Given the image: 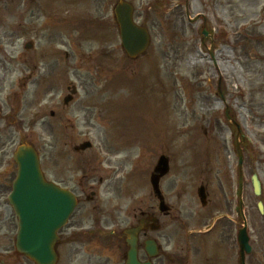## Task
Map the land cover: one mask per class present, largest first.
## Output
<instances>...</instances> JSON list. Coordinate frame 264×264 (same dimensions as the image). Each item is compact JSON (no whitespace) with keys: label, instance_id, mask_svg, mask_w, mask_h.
Here are the masks:
<instances>
[{"label":"rangeland","instance_id":"374dc122","mask_svg":"<svg viewBox=\"0 0 264 264\" xmlns=\"http://www.w3.org/2000/svg\"><path fill=\"white\" fill-rule=\"evenodd\" d=\"M116 1L72 0L69 6L61 4L60 19L71 22L62 20L58 31L43 27L53 15L52 9L40 8L39 21L28 25L36 28L32 31L35 37L25 32L16 3L7 1L5 8H0V31L7 33L9 44L4 54L11 60L0 81V96L3 93L6 108L13 109L18 103L22 108L28 107L22 110L25 121L35 119V124L27 130V139L43 155L48 176L54 177L56 170L66 168L70 173L65 186L73 188L83 182L86 189L96 190V199L79 203L78 212L93 205L108 211L115 207L123 210L134 205L137 196L143 198V204L149 201V174L155 158L165 152L172 160L173 178L186 185L187 203L195 204L188 188L203 182L209 184L213 207L225 204V197L230 200L236 185L233 175L237 157L227 149L233 129L225 120L223 104L212 100L211 95L219 98L218 81L223 92L228 84L234 97L239 89L246 97L245 103L236 101L238 107L232 111L242 122L251 127L250 123L264 117V96L258 91L261 88H256L263 82L253 81L252 70L253 43L256 38L264 41V32L253 36L249 27L251 15L260 6L254 10L250 0H126L133 5L135 22L150 32L147 51L133 60L121 49L114 25L105 28L103 33L109 31V38L101 42L98 35L84 33L82 37L78 31L80 26L94 29L105 16L106 20L111 19ZM226 2L232 5H225ZM84 15L88 18L82 19ZM196 16L201 20H196ZM202 27L207 36L201 43ZM56 32L60 38L63 35L62 42L54 39ZM212 36V40L208 39ZM31 39L34 47L28 51L24 44ZM52 46L67 54L39 61L38 54ZM209 48L214 49L216 65ZM70 86L78 89L77 95L69 107L62 109ZM50 111L56 117H51ZM244 133L252 141L255 139L242 151V198L249 223V219L260 216L256 202L264 198V145H259L264 138L260 141L245 130ZM82 141L92 142L91 148L82 155L74 154L73 145ZM59 152L65 155L64 161L57 159ZM253 172L261 181L262 195L258 198L250 184ZM167 182L165 179L164 184ZM5 198L4 195L2 202ZM0 214V247L12 248L17 220L5 205L0 207ZM188 215L193 217L188 218L193 223L194 214ZM189 228L198 226L193 223ZM211 241L209 251L214 244ZM24 261L27 262L20 255L19 262ZM247 263L254 264L252 256Z\"/></svg>","mask_w":264,"mask_h":264},{"label":"flooded vegetation","instance_id":"af4514ba","mask_svg":"<svg viewBox=\"0 0 264 264\" xmlns=\"http://www.w3.org/2000/svg\"><path fill=\"white\" fill-rule=\"evenodd\" d=\"M7 1L10 3L15 2L16 7L20 8L22 21L25 23V32L35 37V34L32 32L35 27H29L28 25L30 22L39 21L40 8L42 10H51L55 7L54 4L58 3L60 0H0V8H5ZM250 1L254 10L257 5L260 6L259 10L253 11L254 13L251 15L252 18H250V20H253L252 26H250L251 35L258 36L264 32V4L261 3L264 2V0ZM224 4L232 5L230 2ZM7 10L11 9L8 8ZM36 12L39 13L36 14ZM105 22L106 21L103 20L101 23L103 28L106 25ZM232 22H235V20ZM57 25H61V21H54L53 19L51 22H44L43 27H52L58 31ZM6 35L7 33L4 30L0 31V43H2L1 45L4 47H1L3 53L0 54V81L3 74H6L7 61H11L8 58L9 56L4 54L7 52L5 47L9 45ZM217 37L219 38V36ZM61 38L63 37L61 36ZM61 38L59 37V32H56V37H54V39L61 40ZM208 39L212 40L213 36ZM258 39L259 38H256L254 40L255 44L253 47L255 52V57L252 58L254 64L252 69L254 73L253 81L263 82L260 86L257 84L256 88H261L258 91L261 96H264V41ZM203 40L204 38L202 37L201 41ZM57 53L60 52L57 51ZM63 54L66 55L67 53L63 52ZM218 83L216 90L220 98H218V100H221L223 104L226 118H230L233 122V126L231 127L234 134H231V139L238 136V146L242 151L247 150L246 145L251 144V142L254 143L255 139L252 141L249 136L247 137L244 130L252 137L263 140L264 117H260L261 120L259 118V122L257 123H250L251 127L249 124L244 123V121L242 122V119L236 116L232 111L237 109V102L245 103L246 97L244 92L239 89L234 97L233 93L230 92L231 89L228 87V84L227 88L225 87L224 89V91H226L223 92V90H221L220 81H218ZM1 90L0 88V95ZM209 92L211 94L212 90H209ZM212 96L213 95H211V97ZM212 100H214V98H212ZM232 101H237V104L232 103ZM261 102L264 107V99H262ZM68 105L69 104H66V106ZM66 106L62 107V109H65ZM18 111L19 110H15L11 112L10 109L7 111L3 97L0 96V198L6 190H8L13 179L12 167L10 166L9 159H7L8 147L6 145L9 140H21L24 136L23 118ZM10 116L12 119V127L9 130L6 122L7 118H10ZM212 123L213 122L209 123V128H211V130L214 128ZM8 131H10V134H8ZM259 145H264V141H261ZM230 146L233 153L239 149L234 140L230 142ZM260 150H262L261 147ZM169 165H172L171 160L169 161ZM170 169L171 168H169V170ZM173 176L175 175L172 173L165 176L168 182L163 184V191L165 192L161 200V203H163V211L160 210V199H157L158 197L153 194L149 203L143 204L140 200L139 205L137 196L134 205L131 204L123 210L115 207L111 211H108L101 206H93L91 209L81 208L79 212V209H76L59 233V242L57 245L59 262L57 264H116L117 260L124 261L128 249V247H126V235L124 234V230L134 229L138 226H140V231L136 233V247L137 257L140 261H146L148 259L144 251L145 246H143L142 243H144L147 238H152L155 240L157 249L156 258L151 259L152 264H240L239 259L241 253L237 242V230L240 228L242 221L240 211L233 210V202L228 200V197H225V205L227 206L225 209V205L222 201V204H220L218 208H214L213 204L209 201L206 206L197 209L196 204L193 206L186 202L187 193L185 188H183L181 182L177 181L178 178L175 180ZM206 192L208 200L211 199L209 198L211 196L208 187H206ZM76 195L78 196V204L81 202L84 203L86 199L92 200L93 198L85 195L84 191L81 190L78 191ZM83 196H85L84 200ZM195 208L196 210H194ZM218 211L222 215L221 218L216 219L217 225L214 224L206 230L211 237L207 239L203 238V234L200 233L199 229L204 226L207 227L210 217L215 216V213ZM188 214H194L193 223L198 226V229L193 230L189 228L191 224H193L189 219L193 217H189ZM151 217L154 218V223L151 221L145 222L146 219H152ZM140 221L145 225L142 232ZM251 222L253 241L252 262L254 264H264V230L260 227V225H262L264 228V219L260 222L253 219ZM152 226L156 227V230H153ZM211 239L214 242L212 247L214 249H210L211 251H209L207 246L209 245L208 243L212 242ZM8 250L9 248L6 249L7 256L5 258H0V264H21L18 262L19 256L13 251L9 252ZM223 253L222 260L221 256ZM28 264L35 263L30 261Z\"/></svg>","mask_w":264,"mask_h":264},{"label":"water","instance_id":"95a60500","mask_svg":"<svg viewBox=\"0 0 264 264\" xmlns=\"http://www.w3.org/2000/svg\"><path fill=\"white\" fill-rule=\"evenodd\" d=\"M114 13L120 25L122 44L126 53L137 56L148 46L149 34L146 29L136 26L132 22V7L126 2L119 1ZM18 173L13 184V191L9 199L19 220L16 247L27 257L38 264H50L54 259V243L56 231L67 220L74 206V197L67 191L46 183L38 166V157L33 147L20 146L15 153ZM156 170L161 175L165 173L164 160L159 159ZM158 176L152 175L150 182L154 189L158 185ZM252 185L255 193L260 192L259 183L255 175L252 176ZM239 196L241 194V181L239 183ZM259 207L261 205L259 204ZM239 242L241 249L249 252L248 237L245 228L241 230ZM131 250L128 252L126 264H140L135 258V241H129ZM148 253L152 254L150 247ZM244 254H242L243 262Z\"/></svg>","mask_w":264,"mask_h":264}]
</instances>
